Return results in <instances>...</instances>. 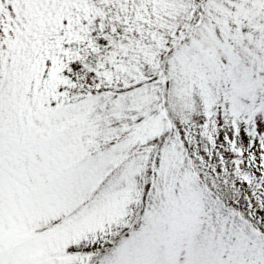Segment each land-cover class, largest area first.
Returning <instances> with one entry per match:
<instances>
[{
	"label": "snow or ice",
	"instance_id": "1",
	"mask_svg": "<svg viewBox=\"0 0 264 264\" xmlns=\"http://www.w3.org/2000/svg\"><path fill=\"white\" fill-rule=\"evenodd\" d=\"M0 264H264V0H0Z\"/></svg>",
	"mask_w": 264,
	"mask_h": 264
}]
</instances>
